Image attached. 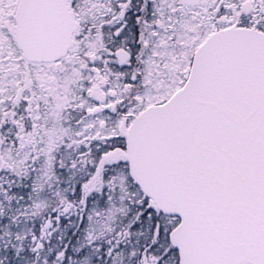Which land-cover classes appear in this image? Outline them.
I'll return each instance as SVG.
<instances>
[{
    "label": "snow or ice",
    "instance_id": "snow-or-ice-1",
    "mask_svg": "<svg viewBox=\"0 0 264 264\" xmlns=\"http://www.w3.org/2000/svg\"><path fill=\"white\" fill-rule=\"evenodd\" d=\"M0 264H264V0H0Z\"/></svg>",
    "mask_w": 264,
    "mask_h": 264
}]
</instances>
